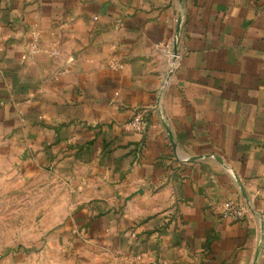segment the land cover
Listing matches in <instances>:
<instances>
[{
  "label": "crops",
  "instance_id": "crops-1",
  "mask_svg": "<svg viewBox=\"0 0 264 264\" xmlns=\"http://www.w3.org/2000/svg\"><path fill=\"white\" fill-rule=\"evenodd\" d=\"M1 160L85 264H264V0H0Z\"/></svg>",
  "mask_w": 264,
  "mask_h": 264
},
{
  "label": "rangeland",
  "instance_id": "rangeland-1",
  "mask_svg": "<svg viewBox=\"0 0 264 264\" xmlns=\"http://www.w3.org/2000/svg\"><path fill=\"white\" fill-rule=\"evenodd\" d=\"M68 191L49 174L0 161V264H85L62 234Z\"/></svg>",
  "mask_w": 264,
  "mask_h": 264
},
{
  "label": "built area",
  "instance_id": "built-area-1",
  "mask_svg": "<svg viewBox=\"0 0 264 264\" xmlns=\"http://www.w3.org/2000/svg\"><path fill=\"white\" fill-rule=\"evenodd\" d=\"M124 127L138 133L144 132L147 127V119L144 111H137L134 115L124 123ZM222 214L232 218L240 217L243 207L235 200H229L220 206Z\"/></svg>",
  "mask_w": 264,
  "mask_h": 264
},
{
  "label": "water",
  "instance_id": "water-1",
  "mask_svg": "<svg viewBox=\"0 0 264 264\" xmlns=\"http://www.w3.org/2000/svg\"><path fill=\"white\" fill-rule=\"evenodd\" d=\"M175 46V45H174ZM175 48V47H174ZM175 50V49H174Z\"/></svg>",
  "mask_w": 264,
  "mask_h": 264
}]
</instances>
